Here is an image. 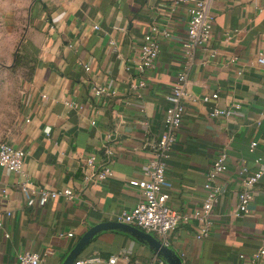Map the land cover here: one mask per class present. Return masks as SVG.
<instances>
[{
	"label": "crops",
	"instance_id": "1",
	"mask_svg": "<svg viewBox=\"0 0 264 264\" xmlns=\"http://www.w3.org/2000/svg\"><path fill=\"white\" fill-rule=\"evenodd\" d=\"M171 1L0 0V141L25 151L23 169L33 183L48 189L68 186L75 194L72 200L59 197L29 206L17 185L21 176L0 166V264H18L23 250L39 253L44 264H60L90 226L116 221L118 213L141 199L128 181L143 177L151 157L144 141L163 130L165 96L182 70L190 98L165 169L167 204L180 213L200 205L206 172L223 150L228 171L217 181L224 191L212 207L206 237L196 238V220L179 223L167 243L154 235L184 264H264V257L250 259L264 240V175L252 191L249 211L230 214L240 189L236 169L260 166L257 157L264 160V65L256 62L264 53V0H210L215 21L207 49L197 48L187 64L181 43L190 3L174 6ZM152 25L169 36L160 39L147 86L135 94L129 82ZM17 53L27 54L34 65L28 78L12 72L18 69ZM94 84L116 92L94 96ZM214 92L216 99H201ZM237 101L241 113L210 117L215 107ZM251 141L257 142L253 151ZM88 155L96 156L98 166L108 164L114 176L84 185ZM111 256L116 264H126L125 257L166 264L118 230L95 236L75 261L98 257L97 264H107Z\"/></svg>",
	"mask_w": 264,
	"mask_h": 264
},
{
	"label": "built area",
	"instance_id": "2",
	"mask_svg": "<svg viewBox=\"0 0 264 264\" xmlns=\"http://www.w3.org/2000/svg\"><path fill=\"white\" fill-rule=\"evenodd\" d=\"M181 2H189L187 8L188 22L186 35L181 43V52L185 64L190 61L193 52L197 48L207 49L211 37L212 28L215 21V14L210 11V0H172L171 4L176 6ZM98 28V25H94ZM169 36L165 29L152 25L148 32L143 36V41L139 46L135 62V76L129 82V89L135 94H139L147 86L146 74L154 67L155 61L160 51V39ZM115 45L113 40L110 41ZM256 62L264 65V53H259ZM84 69L89 70L88 64H82ZM186 70L179 71L174 78L169 92L165 98L167 106L164 112L163 130L159 135L144 141V146L148 147L151 157L146 163L143 177L140 179H130L128 184L139 190L141 199L129 210H122L116 216V221L124 222L141 228L144 231L155 234L164 243H167L168 235L181 222L189 220L198 221L196 238L202 239L209 233V218L212 207L218 199V196L224 191L219 184L218 179L228 171L226 163V151H220L210 163L205 175L203 188L205 196L203 201L197 207L189 212L180 213L172 209L167 204L168 193L165 191L170 187L166 178L165 169L167 160L170 157L173 146L176 142V135L182 125L185 114V101L190 98L187 90ZM115 89L107 86L94 84L91 87V93L94 96L113 95ZM43 97L45 95H42ZM218 93L202 96L203 101L214 100ZM69 106H74L71 101L66 102ZM242 103L239 101L231 103L224 108L215 107L210 111V117L224 116L231 117L241 113ZM257 142L251 141L249 150L253 151ZM110 153V151L108 150ZM25 151L13 146L7 141H0V166L21 176L17 185L21 190L25 202L29 206H43L50 200L63 197L66 200H72L75 197L71 187H59L48 189L33 183L24 172ZM96 156L88 155L84 157V173L82 182L84 185H94L100 181L110 179L114 176L113 170L108 164L98 166ZM255 162L260 166L250 168L241 165L236 169V176L240 183V189L237 191V203L230 211L233 217H240L249 211V204L253 199V189L264 175V160L261 157L255 158ZM11 215V211H7ZM1 224V223H0ZM69 232L67 235L71 236ZM8 234H6V237ZM264 257V240L261 246L256 249L250 259L255 261ZM126 258V264H139L138 260H129ZM18 264H44L39 253L23 250L17 254ZM100 262L98 257H89L78 259L73 264H97ZM117 257L111 256L107 264H116Z\"/></svg>",
	"mask_w": 264,
	"mask_h": 264
},
{
	"label": "water",
	"instance_id": "3",
	"mask_svg": "<svg viewBox=\"0 0 264 264\" xmlns=\"http://www.w3.org/2000/svg\"><path fill=\"white\" fill-rule=\"evenodd\" d=\"M105 230H118L130 235L137 241L148 246L155 255L161 258L166 264H184L182 258L177 252L164 244L154 234L131 224L111 220L92 225L84 231L60 264H73L78 254L94 239L95 236Z\"/></svg>",
	"mask_w": 264,
	"mask_h": 264
},
{
	"label": "trees",
	"instance_id": "4",
	"mask_svg": "<svg viewBox=\"0 0 264 264\" xmlns=\"http://www.w3.org/2000/svg\"><path fill=\"white\" fill-rule=\"evenodd\" d=\"M28 55L23 53H17L15 68H23L27 70V78L33 73L34 65H30L31 61H27Z\"/></svg>",
	"mask_w": 264,
	"mask_h": 264
},
{
	"label": "rangeland",
	"instance_id": "5",
	"mask_svg": "<svg viewBox=\"0 0 264 264\" xmlns=\"http://www.w3.org/2000/svg\"><path fill=\"white\" fill-rule=\"evenodd\" d=\"M12 72H13L14 75H18L19 76L21 74L24 75L26 73V70H24L22 68H18L17 70H13ZM14 79L15 78H13V81H12L13 89H14V85H15Z\"/></svg>",
	"mask_w": 264,
	"mask_h": 264
}]
</instances>
